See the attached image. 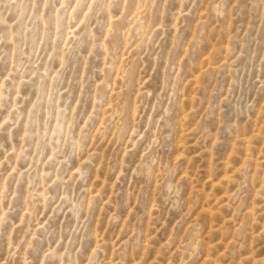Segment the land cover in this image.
<instances>
[{
  "label": "rangeland",
  "instance_id": "rangeland-1",
  "mask_svg": "<svg viewBox=\"0 0 264 264\" xmlns=\"http://www.w3.org/2000/svg\"><path fill=\"white\" fill-rule=\"evenodd\" d=\"M0 264H264V0H0Z\"/></svg>",
  "mask_w": 264,
  "mask_h": 264
}]
</instances>
